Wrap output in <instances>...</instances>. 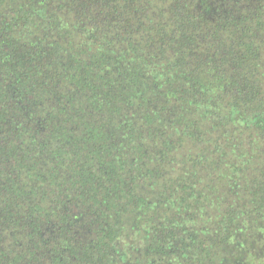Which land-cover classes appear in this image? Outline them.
I'll use <instances>...</instances> for the list:
<instances>
[{"label":"trees","instance_id":"1","mask_svg":"<svg viewBox=\"0 0 264 264\" xmlns=\"http://www.w3.org/2000/svg\"><path fill=\"white\" fill-rule=\"evenodd\" d=\"M0 264H264V0H0Z\"/></svg>","mask_w":264,"mask_h":264}]
</instances>
